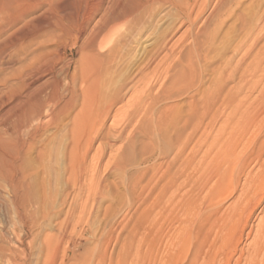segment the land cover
Wrapping results in <instances>:
<instances>
[{"label":"bare ground","instance_id":"obj_1","mask_svg":"<svg viewBox=\"0 0 264 264\" xmlns=\"http://www.w3.org/2000/svg\"><path fill=\"white\" fill-rule=\"evenodd\" d=\"M262 1L250 0L247 7L254 9L250 19L243 10L235 14L241 29L234 37L237 42L231 54L213 66L212 86L201 87L202 66L212 58L207 50L232 15L228 0H0V193L11 210L8 225L0 202V264H24L26 244L38 226L22 157L35 148L34 141L67 118L61 152L65 188L54 214V232L41 237L42 264H56L58 257L64 263L68 250L61 245L75 241L69 227L89 213V201L99 205L106 199L112 170L124 172L130 200L126 212L109 217L111 226L101 237L105 245L119 243L132 223L130 243L146 247L151 264H230L237 252L239 263L242 250L229 243L238 223L235 241L241 238L264 196V159L255 174L244 177L236 201L223 214L204 213L217 197L237 189L239 172L246 167V155H241L246 146L249 154L256 146L258 160L264 154ZM164 5L173 10L178 27L186 24L188 30L168 46L167 32L174 29L168 26L148 49L150 44L142 43L148 39L149 24L144 26L141 20L146 10L156 16ZM40 33L53 46L23 62L21 54L33 45L25 41ZM179 41L189 43L177 51ZM137 46V53L127 58V77L103 97L105 75ZM72 50L79 55L76 61L64 57ZM13 62L22 64L3 73ZM189 91L193 94L185 109H175L171 101ZM128 92L132 99L115 110L118 120L104 130L110 109ZM136 135L145 138L138 156L133 154ZM94 142L98 145L90 155ZM36 150L43 156L40 148ZM107 207L102 209L106 216ZM258 223L245 264L264 263V215ZM3 230L9 238L1 234ZM84 234L80 231L77 239L84 240ZM96 256L104 260L105 248Z\"/></svg>","mask_w":264,"mask_h":264},{"label":"rangeland","instance_id":"obj_2","mask_svg":"<svg viewBox=\"0 0 264 264\" xmlns=\"http://www.w3.org/2000/svg\"><path fill=\"white\" fill-rule=\"evenodd\" d=\"M237 1L238 0H228V2H227V9H228V11L232 12V15L229 17V19H227L224 22L225 24L223 23V26H221L218 29L219 30L217 32L218 35L216 36V39H215L216 41H215L213 47H211L207 50L208 54H209L208 57L210 56V58L211 57L212 58H211V60L209 59L207 61L208 63L205 62V64L202 66L203 75L201 78V82H202L201 87L212 86V84L216 78V76H214L213 71H212L213 66H215L217 63H220L222 61V58H224L225 56L230 55L231 50H232L233 46L235 45V42H237L236 39H238V38H234V37H238V34L241 32V29L238 28L237 22H235V16L239 13V11L243 10L242 13L246 14V16L249 17V19H250V17H252V14H253L252 11H254V9L249 10V8L247 7V5L250 3V0H244L242 2L243 4H239V3L236 4ZM262 3H263L262 8H264V0L262 1ZM237 5L238 6L242 5V6L238 7ZM161 8L162 9H160V11H159L160 13H158L156 16H154L155 15L154 12L151 14V12H152V11L150 12L151 9L146 10L145 15L147 14L146 15L147 18L144 15L142 18L143 21L141 20V22H143L142 24H144V26H145V24L146 25L149 24V25H147V27H145L147 30L145 33L146 34L148 33V35H149V36L146 35L147 36L146 38H148V39H146V41L142 43V46H143V44H144V46L145 45L147 46L150 44L148 49L151 47L152 44H154L155 41H157L156 39L158 38V36L162 33V31L167 29L168 26H171V25L174 26V29H172L171 31L169 30L167 32L168 33L167 38L169 40L168 46L173 45L175 43V41L177 39H179V37L183 36V34L186 33V31L188 30V25H186V24L180 25L178 27V23H176V20L174 19V15H173L174 12L170 8V6L164 5ZM235 11H237V12L235 13ZM147 12H150L149 15L151 14V16L154 17V19L151 16H149ZM206 13H207V11H206ZM250 25H251V23H250ZM210 27H211V25H210ZM211 28H213V21H212V27ZM227 35H228V38L230 36L232 37V38L231 37L229 38V39H231L230 41L228 38H226ZM44 39H46L45 35L44 34L41 35V33H40V35H38L33 41H31V42L29 40L25 41L26 44L32 43L33 45L27 44L28 45L26 48L27 51L24 54H21V56H20L21 59L24 57L23 62L25 60H27L30 56H32L31 54L41 52L44 50H48L47 47L53 46V43L51 41H49L50 43L48 41H46L48 43H45ZM42 41H44L43 43H45L46 45L41 43ZM37 42H38V44L34 45ZM180 42L181 41L176 42L177 44L178 43L179 44L178 45L175 44V46H174L175 50H177V51H178V49H177L178 46H180V47H181V45L187 46L189 43V41H185V42L183 41L182 43H180ZM227 46H228V49H227ZM44 47H46V48H44ZM139 48H140V46L139 47L137 46L134 49H132L130 51L131 52L130 55H126L124 58L121 59L123 62L120 60L118 63H116L114 65V67L111 69L110 73L105 75V77L103 79L104 93L102 92V96L104 94L105 95L103 97L111 94V92L121 83V81H123L127 77L128 70H127L126 66L129 65L128 60L130 61V59H127V58H129V56H131L133 54H136L137 50ZM49 49H50V47H49ZM164 51H166V50H164ZM164 51L158 53L156 59L147 68L148 71L151 70L152 67L155 65V63L164 55ZM64 57L67 59L69 57H71V58H73L74 61H76V60H78L77 58H79V55L75 50H72L71 53L69 51H67L66 54H64ZM209 61H212V63ZM20 64H22V62H18V63L13 62L12 64L9 65V67L7 69H5V71H3V73L9 71L11 68L12 69L17 68ZM147 70H146V72H148ZM113 72H115V73L113 74ZM113 75H114V77H113ZM150 80H152V79H150ZM210 82H211V84H209ZM191 94H193V91L186 92L185 94H183L179 97H176L175 100H172L171 101L172 104H174V106H176L175 109L183 111L186 107V103H187L186 101L189 100V96ZM132 96H133V94L130 95V92L126 93L122 97L121 102L117 103L116 105H114L112 107V109H110L109 115L103 121L102 127L104 126L103 127L104 130L107 129V127L110 125L112 120L113 121L118 120L119 116H114L115 110L118 108H121L123 105H125V103L127 101H130V99H132ZM67 120H69V119L67 118V119H65V121L62 124H60L56 127L50 128L47 131V133H45L39 139L36 140L38 142L34 141L37 144V145H35V148L36 149L40 148V150L43 152V156L40 157L37 154L38 150H36L34 148L33 150H30L31 152L28 151V154L25 155V158L23 156L22 160H21V170L24 174H26L27 180L30 182V187L32 188L31 189L32 195L34 197L35 205H36V220L38 223V226L36 228H33V230H32L33 236H30V238H29V240H31V241L28 244H26L27 246H26V255H25L24 264H42L43 263V260L45 259V250H44V247H43L42 242H41V237L44 235V233L45 234L46 233H53L54 229H55L54 225L56 222V218H54V214L58 209V204L62 198L63 189L65 188L64 183L61 179V173H62V169H61V154L62 153L61 152H62V148L64 146V141H65V138H64V134L66 131L65 126H67L69 124V121H67ZM221 120H223V118L220 119L218 121V123H221ZM217 127H218V124H217L216 128ZM143 139L145 140V138H142L141 136H138V137H137V135L135 136V138H134V140H135L134 141V152H133V154L135 153L134 156L139 155V152L142 148L141 145L143 142H145ZM97 145H98V142L93 143V146H92L90 153H89L90 155H92L94 153ZM241 146L242 145L240 144L237 151L240 150ZM113 148H115V147H113ZM248 150L251 152L249 146H246L243 149L244 154L243 153L241 154L243 156L246 155L247 162H246L245 169L242 172H239V185H238L237 189L234 190L233 192H231L232 194L230 193L226 197H220V198L217 197V199H215L216 203H215V201H213V206H211L210 208L205 210L207 213L205 212L204 216L209 215V214H213L214 212L215 213L217 212V214L219 212H220L219 214H223L226 211L225 207L230 206L231 203H234L236 201L237 196L240 193L241 186L244 183L245 179L248 177V175H253L258 171V167H259L258 164H260L262 162V160L264 159V157H263L264 154L258 160L257 158H255L256 157V151H257L256 146L252 149V150H254L253 154H249L250 152ZM246 151H247V153H246ZM247 154H249V155H247ZM250 158L251 159L253 158V159L251 160ZM248 159H250L251 161H249ZM106 160H107V155L104 156L103 162H105ZM253 162H255V163H253ZM121 172L122 171H118V170H112L110 172L111 176H108V182L111 183L110 184L111 186H110V188H109V186H107L104 189L106 199H104L101 202V204H99V205H98V203H94V202L91 203L89 201L86 204V206H87L86 208L89 210V213H87L84 217H82L81 220H78L76 222L75 226L73 223L74 227H72V226L69 227V230H68L70 232L69 234L75 239V241L74 242L73 241L72 242L66 241L65 243H62L61 249H67L68 250L67 256L65 258L64 263H63V260L60 257H58L56 264H62V263L63 264H151V262L150 263L148 262L149 256L147 255V253H145L146 247H142L143 249H141V247L137 248L136 246H134L133 244L131 245V243H130L129 239H130V235H131L130 229H131L132 223H128L129 226L127 225L128 227H126L125 230L122 232L121 237L119 239V243L116 242L117 243L116 244L115 242H111L109 245H105V243H103V241L101 240L103 232H105L111 226V224H110L111 222L109 220V217L112 216L114 213L116 214L117 211L119 213L126 212L127 206H128L127 204H129L130 198H129V195H128L127 190H126V183H125L126 177L124 175V172H122V173ZM247 172H248V174L246 175ZM128 175H130V173ZM244 177H245V179H244ZM80 196L82 198L80 201L82 202V200L84 199V191L81 192ZM3 197H4L3 194L0 193V202L2 204V211H3L4 220L6 221V224L9 225V223L11 221V210H10L9 206L5 203V201H3L4 203L1 201V200H4ZM217 205H220L219 206L220 209H218L219 207ZM107 206H109V207H107ZM105 207L109 208L107 216L104 215L103 211H102V209ZM211 210H212V213H210ZM222 210H224V211L221 213ZM263 212H264V196L262 197L260 204L256 207V209L253 211V213L250 214L249 219H248V223L243 230V234H242L241 238L237 241H235V240H236V236L240 232L241 223H238V225L235 227V231H234L235 237H233L231 239L229 244H230V247H232V248L236 247L238 249L237 251H239L241 249L242 250L241 252L243 255H242V259L239 261V263H235L236 255L238 253L237 252L236 255L233 256L232 262H230V264H245L244 259L248 258V256H249L248 254L250 252H252V249H253L252 247H254L252 242L255 240L254 236L256 235L257 226L259 224L258 221H259L260 216L262 217V215H264ZM245 214H246V212H245ZM236 228H237V230H236ZM80 231L81 232L83 231V233L85 232V234H84L85 239L82 241H79L77 239L78 234H80ZM1 234L5 238L10 237L6 230H3L1 232ZM74 234H75V236H74ZM253 238H254V240H253ZM102 248H103V250H104V248L106 250V257L104 258V260L103 259L101 260L99 257L96 256L100 252V250L102 251ZM139 250L141 251V253L145 251L144 253H142L143 256H140L141 253L139 252ZM145 254H146V256H145ZM262 257L264 258V255ZM97 258L100 259L101 261L98 260ZM144 258H147V259H144ZM4 264H12V263L10 261H6V262H4ZM260 264H264V263L260 262Z\"/></svg>","mask_w":264,"mask_h":264}]
</instances>
